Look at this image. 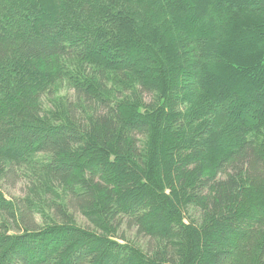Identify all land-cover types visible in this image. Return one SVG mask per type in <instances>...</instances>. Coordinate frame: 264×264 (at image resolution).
<instances>
[{
  "label": "trees",
  "instance_id": "16d2710c",
  "mask_svg": "<svg viewBox=\"0 0 264 264\" xmlns=\"http://www.w3.org/2000/svg\"><path fill=\"white\" fill-rule=\"evenodd\" d=\"M5 178L0 264H264V0H0Z\"/></svg>",
  "mask_w": 264,
  "mask_h": 264
},
{
  "label": "rangeland",
  "instance_id": "374dc122",
  "mask_svg": "<svg viewBox=\"0 0 264 264\" xmlns=\"http://www.w3.org/2000/svg\"><path fill=\"white\" fill-rule=\"evenodd\" d=\"M71 95H72L71 91H68L65 88H61L59 94H57V97L63 98V100H71L72 99ZM44 104L46 108H50V104L46 99L44 101ZM0 191L3 193L4 197L7 200L15 202V200H21L25 198L27 193V182L25 181L24 178H21L20 180L5 178L4 180L0 181ZM74 219L81 226L85 224L82 217L77 214L74 215ZM34 220L35 223H39V219L37 217H34ZM133 237H135L134 231H127L124 234V238L126 239L132 240ZM138 241L139 239H137V242Z\"/></svg>",
  "mask_w": 264,
  "mask_h": 264
}]
</instances>
